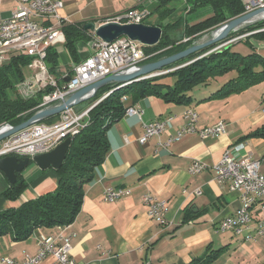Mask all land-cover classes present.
Here are the masks:
<instances>
[{
	"label": "crops",
	"instance_id": "0c3cea01",
	"mask_svg": "<svg viewBox=\"0 0 264 264\" xmlns=\"http://www.w3.org/2000/svg\"><path fill=\"white\" fill-rule=\"evenodd\" d=\"M64 1L62 14L70 23L83 24L91 20L101 22L137 6V0ZM148 5L150 24L163 26L181 20V26L171 34L183 36L189 0H153ZM14 6L13 0H5L0 9L7 15ZM162 8H168L172 13L162 18ZM250 34L245 33L229 43L235 49L241 47L243 54L255 51L264 57V39L249 37ZM208 37L209 34L204 35L197 42ZM242 42L247 46L241 45ZM91 44L92 41L78 44L83 58L91 53ZM57 50L61 54L60 67L74 66L64 44ZM61 71L60 68V77ZM31 73L30 70L28 77ZM231 75L218 78L207 88H193L192 101L187 104L166 101L159 96L137 101L125 97L126 107H137L142 116L125 114L107 132L110 151L96 168L93 181L85 186L81 211L75 221L65 227L64 233L71 236V255L77 262L189 264L214 249L219 250L220 255L210 264H264V235L257 236L255 226L246 232L256 235L252 239L218 230L220 221L235 214L241 206L240 193L229 184L219 185L211 168L199 174H190L188 170L194 160L213 166L225 150L231 148L237 157L259 159L260 170L264 173V137L248 136L264 124V81L228 98H210ZM189 108L199 113L198 129L215 125L222 118L228 124L226 132L207 138L191 133L167 144L185 124L183 114ZM169 117L173 119L161 134L153 136L146 144L139 141L145 124ZM35 167L27 175L23 173L29 184L24 194L16 201L0 197V210L17 207L57 188L59 177L55 170ZM10 186L0 171V194ZM108 187L131 188V195L106 201L104 193ZM197 190L202 193L197 195ZM149 193L166 202V224L149 217L143 201ZM258 209L259 205H256L254 210ZM59 231V227L38 228L26 240H15L10 234L1 236L0 256L20 261L26 253L34 256L42 237ZM40 264L57 263L48 256Z\"/></svg>",
	"mask_w": 264,
	"mask_h": 264
},
{
	"label": "trees",
	"instance_id": "16d2710c",
	"mask_svg": "<svg viewBox=\"0 0 264 264\" xmlns=\"http://www.w3.org/2000/svg\"><path fill=\"white\" fill-rule=\"evenodd\" d=\"M246 2L247 0H189V8L184 17L183 36L178 39L171 34L181 26V20L174 24L160 25L163 28L162 37L152 47L143 45L144 52L149 57L141 64L156 61L192 46L215 28L243 15ZM171 13L170 9L162 8L160 16L165 18ZM204 15L206 17L203 18ZM192 18L198 20L192 21ZM145 24L150 23L147 21ZM83 25L82 22H78L63 26L66 39L64 47L74 65L86 58L82 57L78 44L89 42L93 38L92 32L84 30ZM263 28L264 19L249 24L231 33L226 40L195 52L164 69L183 65L182 67L117 89L116 85L107 84L101 87L93 98L78 105L80 109L87 108L109 93L91 109L88 124L73 137L63 165L55 170L59 177L57 188L29 199L17 207L0 210V237L10 234L15 240H26L38 228L54 229L68 226L75 221L82 208L85 186L93 181L96 168L105 161L110 151L107 132L114 122L126 113L127 107L125 100L122 99L125 95H129L133 101L148 96H159L166 101L187 104L192 101L193 88L197 86L207 88L216 83L218 78L228 74L234 73L210 98H228L263 82L264 57L257 52L243 54L230 43L209 52L219 44L245 33H251L249 37L263 40L264 30L258 31ZM185 38L188 40L184 41ZM46 55L50 72L62 83L63 79L59 72L60 52L56 47H50ZM32 59L31 56L13 53L10 59L0 66V126L6 123L18 125L40 110L39 105L48 89L41 90L31 97H23L19 93V85L30 74ZM68 73L69 75L74 73L72 66L68 68ZM167 75H173L175 80L172 83L160 82V79ZM59 116L60 114L51 116L44 122L53 123ZM248 136L264 137V124ZM16 177L17 182L2 192L0 197L16 201L24 194L29 184L23 173H18ZM219 255L220 251L213 249L189 264H210Z\"/></svg>",
	"mask_w": 264,
	"mask_h": 264
},
{
	"label": "built area",
	"instance_id": "2783aa9c",
	"mask_svg": "<svg viewBox=\"0 0 264 264\" xmlns=\"http://www.w3.org/2000/svg\"><path fill=\"white\" fill-rule=\"evenodd\" d=\"M5 0H0V6ZM15 6L9 14L5 15L0 9V66L6 63L13 53L31 56V77L21 85L20 94L31 97L37 92L48 89L44 94L39 109L65 102L75 91L122 70H132L149 56L143 49V44L132 40L128 36H121L112 42H106L93 32L91 39V53L79 64L72 66L74 73L68 71L62 74V83L52 74L46 63L48 49L59 47L65 43L63 26L70 20L62 14L64 0H13ZM153 0H137V6L114 17L101 22L119 21L121 23H146L149 19V2ZM245 13L264 7V0H247ZM260 29L258 31H263ZM188 40V39H186ZM185 40V41H186ZM70 76V81H64ZM87 108L77 106L68 108L60 113L59 119L53 123L44 121L34 123L0 143V157L17 155L19 157H32L38 153L54 149L66 138L77 135L88 124L89 112L102 99ZM125 100V97L122 98ZM264 112V109H263ZM128 115L142 112L135 106L127 107ZM199 113L187 109L183 114L185 124L180 127L176 135L171 136L167 142L182 139L188 134L199 133L202 138L216 137L225 133L227 122L220 119L215 125L198 129ZM173 117L157 119L145 124L143 136L139 139L146 144L150 138L161 134ZM261 161L251 157H237L231 148H227L217 163L210 167L202 160H194L189 167L190 174H199L208 168L215 171V180L221 186L229 184L233 190L240 193L241 206L235 214L224 217L218 230L232 231L236 235L245 236L246 239L264 235V173L260 170ZM197 195L201 190H197ZM131 195V188L108 187L104 193V200L116 201ZM150 218L167 223L168 206L165 201L153 194L143 197ZM259 205L256 211L254 207ZM255 226L256 235L246 233ZM65 227H59V233L44 235L39 242L38 252L31 256L26 253L23 260L0 256V264H40L48 256H52L57 264H80L72 257L71 236L66 235ZM150 264V263H147Z\"/></svg>",
	"mask_w": 264,
	"mask_h": 264
},
{
	"label": "water",
	"instance_id": "95a60500",
	"mask_svg": "<svg viewBox=\"0 0 264 264\" xmlns=\"http://www.w3.org/2000/svg\"><path fill=\"white\" fill-rule=\"evenodd\" d=\"M262 19H264V7L233 18L231 21H227L226 23L212 30L207 40L203 42H196L185 50L170 56L163 57L153 62L139 64L132 70H122L103 79H99L98 81L93 82L72 93L65 102L54 104L48 106L47 108H42L32 115L28 120L21 122L18 125H12L9 123L3 124L0 126V143L14 133L29 127L34 123L36 124L42 122L51 116L60 114L68 108L76 107L88 101L96 95L97 91L100 90L101 87L107 84H114L116 85L115 89H117L133 82L159 76L182 67L183 65L174 67L172 69H164L165 67L174 64L195 52L226 40L231 33L239 30L242 27L245 28V26ZM82 27L84 30L93 32L97 37L106 42H112L121 36H128L132 40L139 41L143 45H148L151 47L160 41L163 33V28L159 25L145 23L127 24L114 20L104 23H97L96 21L91 20L85 22ZM227 44H229V41L219 44L209 52L220 49ZM204 55L206 56V54ZM64 81H70V76L65 78ZM71 142L72 138L68 137L63 142L58 144L54 149L48 152L35 154L32 157H19L17 155L2 156L0 157V171L4 173L10 185H13L18 180V177H16L17 174L23 173L24 170L31 164V162H35L41 170H57L63 165Z\"/></svg>",
	"mask_w": 264,
	"mask_h": 264
},
{
	"label": "rangeland",
	"instance_id": "374dc122",
	"mask_svg": "<svg viewBox=\"0 0 264 264\" xmlns=\"http://www.w3.org/2000/svg\"><path fill=\"white\" fill-rule=\"evenodd\" d=\"M245 14V13H244ZM204 17H206V15H204L203 16V18ZM193 19V20H192ZM191 20L192 21H195V20H198L197 18H192ZM263 20V19H262ZM243 28V27H242ZM244 35V34H243ZM175 37L176 38H178V39H180V37H179V35L178 34H175ZM241 37H243L242 35H240V36H237L236 38H233V39H231V40H229V42H232L234 39H237V38H241ZM243 44H241V45H243V46H247V44L246 43H244V42H242ZM233 46V45H232ZM237 49V51H240V52H244L242 49H241V47L239 48H236ZM67 67V66H66ZM65 66H62V67H60L61 68V72H62V74H64L65 72H67L68 71V68H66ZM59 71H60V69H59ZM232 74H234V73H232ZM175 80V77H173V75H167V76H164L163 78H161L160 79V82H162V83H172V81H174ZM199 87H202V88H205V87H203V86H199ZM44 90V89H43ZM126 96H129V95H125V97ZM130 97V96H129ZM79 108H81V107H79ZM35 166H37V164L35 163V162H31V164L24 170V174H28L32 169H34V168H36Z\"/></svg>",
	"mask_w": 264,
	"mask_h": 264
}]
</instances>
